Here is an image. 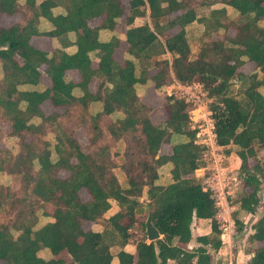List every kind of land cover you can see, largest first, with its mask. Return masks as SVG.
<instances>
[{
	"label": "trees",
	"instance_id": "trees-1",
	"mask_svg": "<svg viewBox=\"0 0 264 264\" xmlns=\"http://www.w3.org/2000/svg\"><path fill=\"white\" fill-rule=\"evenodd\" d=\"M218 2L224 6L198 17L190 0H129L127 9L121 0H0V13L19 12L24 17L23 22L0 27V118L9 124L8 134L19 139L16 153L0 149V173L19 178V189L5 192L15 213L12 220L0 221V264H111L114 245L121 247L116 253L118 264H212V253L222 245L221 230L212 191L192 177L205 147L196 142V130L190 126V103L166 95V117L154 123L149 106L136 92L137 84L148 81L147 88L168 84L170 73L180 83L197 79L213 99L210 112L215 143L234 145L240 160L244 190L239 207L249 213L258 206L264 209V195H260L264 164L257 159V146L264 145V25L260 26L264 0ZM56 6H62L64 13L54 14ZM227 7L235 18L228 16ZM101 15L100 26L88 25L89 19ZM40 17L51 23L50 30H39ZM121 17L125 18L128 44L123 63L113 56L119 45L114 30ZM136 18L147 21L134 25ZM193 21L202 23L207 35L209 30H223L217 39L205 42L194 58L186 32ZM176 27L175 32L167 33ZM230 28L233 35L228 33ZM102 29L112 32L109 38L100 39ZM69 32L75 35L73 41L68 40ZM34 35L56 38L62 48L51 53L38 49L30 43ZM70 45L75 46L73 52L63 50ZM166 53L171 62L162 58ZM94 57L96 67H92ZM247 62L258 70L241 72L239 68ZM68 69L78 71L77 82L67 77ZM42 74L51 85L41 89L37 85ZM93 77L99 78L94 93L88 89ZM235 80L243 88L240 98L231 87ZM23 85L27 88H21ZM45 100L65 109L45 114L40 107ZM92 103L101 104V110L91 112ZM74 109L78 110L79 127L90 116L87 130L92 145L106 136L102 117L120 113L107 131L115 141L127 140L119 164L126 175L125 187L113 172L118 164L112 160L109 146L100 144L84 152L73 132L56 130L59 119L71 117ZM48 131L55 133L53 145L45 137ZM173 134L187 140L171 143ZM166 143L171 150L162 153ZM250 160H254L252 165ZM165 164H170L171 181L158 184L159 168ZM60 170L69 175L60 177ZM81 189L89 199L82 200ZM144 195L145 205L140 201ZM111 201L119 209L104 218ZM1 204L0 198V208ZM47 205H51L53 221L40 225L39 217L48 214ZM143 206L145 212H151L160 238L147 241L145 222L136 221ZM194 219H209L211 231L195 236L198 244L186 249L180 244L192 241ZM88 221L102 223L103 230L84 229ZM137 223L143 235L134 241V256L122 248L131 240V229ZM253 229L250 239L264 242V212ZM62 251L68 262L57 257ZM252 252L248 264H264V245Z\"/></svg>",
	"mask_w": 264,
	"mask_h": 264
},
{
	"label": "rangeland",
	"instance_id": "rangeland-1",
	"mask_svg": "<svg viewBox=\"0 0 264 264\" xmlns=\"http://www.w3.org/2000/svg\"><path fill=\"white\" fill-rule=\"evenodd\" d=\"M190 3L195 8L198 17L209 16L211 9L224 6L222 3L218 2V0H190ZM227 13L230 18H235L234 11H230ZM145 21H147V18L139 19V23ZM123 23V21H120L117 26V36H119V33H122V31L124 30ZM177 29V27L173 28L167 33L171 34ZM205 30L206 27L199 21H193L186 26L187 38L190 44L192 58L197 55L198 51L200 50L202 45L205 44V42L215 40L223 34V30L221 29L217 32L209 30L207 31L210 32L209 35L205 34ZM228 33L233 34L234 30L230 28L228 30ZM161 39L163 40V38ZM123 49V46L117 49V56L119 58L123 57ZM124 55L126 56V53H124ZM162 58H166L171 62V55L169 53L162 55ZM139 68L140 67L138 64V68L136 70L137 74H139ZM244 70L246 72H251L253 70L256 71V67L250 65L249 68H246ZM170 74L172 78L168 84H165L158 89H155L153 87L147 88L146 86H149L150 83V81H148L145 85L137 84L136 92L140 96L141 100L147 106H149V117L154 123H159L166 117V112L164 109L166 95L173 94L176 97L184 98L190 103V126L197 132L196 142L202 144L205 147L202 154L200 167L193 172L192 177L199 181L205 187H209L211 185L213 188L218 187V189L223 192L222 197L218 199L222 202V207L219 206L216 218L219 226L222 227V229L220 228L221 234L223 233L221 238L225 241V243L221 245V248L223 249L224 254H226V257L228 258L227 260L233 259V256L236 255L238 250H243L248 258L250 256L249 253L253 251L256 246L264 245V242H254L250 239V235L254 232L253 226L257 222L258 218L263 214L264 209L258 206L254 213H249L245 210H241L239 207V199L242 196L244 190L241 179L239 177L240 160L235 154L236 147L234 145L225 147L222 146L219 148L216 147V145L213 144V140H211L213 120L211 118L210 103L213 99L208 97L206 91L197 81V79H193L192 81L187 83H180L174 79L172 73ZM231 87L233 90V94L240 98L242 96L241 93L243 90L240 82L238 80L233 81ZM77 111L78 110L74 109V115L68 118L59 119V127L57 126L58 128L56 127V130H58L59 132L63 130L66 133L73 132L77 134L80 146L83 147L85 152L95 150L100 144L107 145L109 146L112 160L117 162V164H119L118 162H123V152L126 148L127 140L125 137H123L115 141L110 137L107 131V127L113 121H109L107 118H102V120H100L102 129L105 131L106 136L101 139V141L96 145H92L89 143V132L87 130V127L90 126V116L88 118H85V124L81 126L83 128L77 131L80 122V119L77 116ZM118 116H120V113L114 114L112 120H116ZM91 131L90 133L93 134V131ZM54 134L55 133L48 131L45 135L46 138L50 139L51 145L55 143ZM18 140L19 139L17 137L10 136L8 134V123L6 120L0 118V149L7 150L11 154H14L18 149ZM171 141V143L180 142V140L174 138H172ZM170 145L171 144L169 143L163 144L161 147V152L166 153V151L170 149ZM226 150H230V153H226ZM257 150V159L262 164H264V145L257 146ZM253 163L254 160H250V164L252 165ZM160 170L161 177L164 176V173H168L169 171L166 167H162ZM63 174H65V172H63ZM194 174H197V177H195ZM168 179L169 177L160 178V181L166 182L168 181ZM6 189H13V191L19 189V178L14 176L10 177L4 173H0V198L2 203L0 208V221L2 222H8L12 220L15 213V210L10 207L11 197L5 194ZM260 195L261 197L262 195H264V180L261 186ZM224 203H228V205L233 206V208L231 207L230 209L226 210L225 207L223 208ZM47 209L51 210V205H47ZM140 212L142 219L139 223L146 220L145 211L142 210ZM229 222L232 224L231 228L223 230L224 224L226 225ZM209 223L210 221L207 220H202L200 222L193 221V239L189 243L190 248L198 244L195 241V236H197L198 234H205V232L210 229ZM142 235L143 234L139 231V224L137 223L131 229V241H136ZM227 240H229V244L231 240V246L228 245ZM249 260L250 257L248 261Z\"/></svg>",
	"mask_w": 264,
	"mask_h": 264
},
{
	"label": "crops",
	"instance_id": "crops-1",
	"mask_svg": "<svg viewBox=\"0 0 264 264\" xmlns=\"http://www.w3.org/2000/svg\"><path fill=\"white\" fill-rule=\"evenodd\" d=\"M39 1H41V0H37V2H39ZM121 1H122L123 5L125 6V8L127 9L128 6H129V0H121ZM227 9H228V7H227ZM64 11L65 10H64V8L62 6H56V7H54L52 9V12L54 14L64 13ZM230 11L232 12L233 10L231 8H229L227 10V12H230ZM102 18H103V15L98 16V17H94L92 19H89L88 20V25L91 26V27H93V26H100ZM139 19L140 18H136L134 20V25L139 24ZM23 21H24V17L19 12L13 13L11 15H8V14H5V13H0V27H8V26H10V25H12L14 23L23 22ZM120 21H123L124 22L123 23L124 30L122 31V33L121 32L119 33V36H118V38H119V45L115 48L113 56H114V58L119 63H123L124 58H125L124 57L125 56L124 53H125V50H126V48L128 46V44H127V42L125 40V30H126L127 27H126V24H125V18L124 17H121L120 18ZM119 22L115 26V30L114 31L117 30V26H118ZM263 22H264V19H262V23H260V26H263L264 25ZM38 28H39L40 31H47V30H50L52 28V25H51V23L48 20H46L43 17H40L39 24H38ZM111 34H112V32H110L109 30L102 29V30L99 31V37H100V39H107V38H109V36ZM233 34H231V35H233ZM74 37H75V35H74L73 32H69L68 33V40L69 41H73L74 40ZM30 43L34 47H36L38 49H41V50H44V51H47L49 53H51V51H53L56 48H59V49L62 48V45L60 44V42H59L58 39L51 38V37L44 36V35H34V36H32L30 38ZM121 46L124 47V49H123V52L124 53H123V57L120 56L121 58H119L117 56V49L119 47H121ZM63 50L71 53V52H73L75 50V46L74 45H70V46H67V47L63 48ZM94 59L95 60L92 63V67H96V65H97L98 59L96 57H94ZM250 65L255 66V64L253 62H247L244 65H242L241 66L242 68L240 67L239 70L241 72L245 73V74L251 73L252 71L251 72H246L244 70L246 68H249ZM257 70L258 69H256V71ZM66 75H67V77L69 79H71V80H73L75 82H77L79 80V78H80L79 73H78V71L76 69H68V70H66ZM1 77H2V70H1V65H0V78ZM98 83H99V78L93 77L90 80L89 84H88L89 91L92 92V93H94L97 90ZM50 85H51V82H50V79L48 78V76L45 75V74H42L40 76V78H39V83H38L37 86H39L42 89V88L47 87V86H50ZM21 88H27V86L26 85H23V86H21ZM40 107H41L42 111L45 114H49V113H51L53 111L62 112L65 109L64 107H54L49 100H45L44 102H42L41 105H40ZM90 107H91V110L94 111V112L101 110V104H99V103H92ZM112 117H113V114H109V115H104L102 118L103 119L104 118H107L109 121L110 120L113 121L112 120ZM8 128H9V124H8ZM81 128H83V127H81V126L78 127L77 128V131H79ZM74 135H75V138L78 140L77 134L74 133ZM172 138L177 139V140H180V142H184V141L187 140V137H185L184 135H179V134H173ZM82 150L85 152V150L83 149V147H82ZM170 150H171V147H170V149L168 151H166V153H169ZM117 161H119V160H117ZM118 163L120 164V162H118ZM119 164H118V166H116L113 169V172L116 175V177H117L118 182L120 183V185L122 187H125L126 186V175L121 170ZM162 167L163 168L166 167L169 170L170 169V164H165V165L161 166V168ZM160 169H159V176H158V179H157L156 182L158 184H167V183H169L171 181L169 171H168V173H164V176L161 177V170ZM63 172H65V174H63ZM58 175L60 177H66V176L69 175V172L67 170H60L58 172ZM165 177L166 178L169 177L168 181L161 182L160 181V178H165ZM79 194H80L82 200H87V199L90 198L89 194L86 192L85 189H81L79 191ZM140 201L143 203V205H145V203L147 201L146 196L144 195L143 197H141L140 198ZM143 208H144V211H145V206H143ZM118 209H119V207H118L117 203L115 201H111V207H110V209H108L104 213V218H108L110 215H112L113 213H115L116 211H118ZM47 212H48V214L46 216H41L39 218V224L40 225L45 224L46 222H49V221H53V218L51 217L52 210L47 209ZM145 213H146V217H147V212H145ZM135 219H136V221L140 222V220L142 219L141 218V213L140 214H137L135 216ZM202 220L210 221L209 219H196V220L194 219V221H197V222H200ZM126 221H127L126 219H123V223H126ZM83 227H84V229H92L94 231H99V232L103 230V225L100 222H96L95 223V222L88 221V222H85L83 224ZM210 231H211V229H209L207 232H205V234L209 233ZM198 235H202V234H198ZM160 237H161V235H160ZM147 241H149V240L147 239ZM221 241H223L222 244L225 243L224 240H221ZM228 241L229 240H227V242ZM189 243H184V244H180V245L183 248L191 249L190 246H189ZM228 245L231 246V240H230V244L228 242ZM119 249H121V247L119 245H114V246L111 247V252L113 254V258H112L111 264H118V258L116 256V253H117V251ZM122 249H124L125 251H127V252L133 254L134 256H136V248H135V243H134L133 240L132 241L130 240L129 242H127ZM249 254H250L249 257H251V255H253V252L251 251ZM39 255L43 256L44 255V252H40ZM57 257L63 258L66 262L69 261V257L67 255V253L64 252V251L60 252L57 255ZM249 257L247 258L246 254H245V252L243 250L242 251L241 250H238L237 253H236V255L233 256V259L227 260L228 258L226 257V254H224L223 249L220 247L216 252H213L212 253V264H215L217 261H221L223 264H248L249 263V261H248Z\"/></svg>",
	"mask_w": 264,
	"mask_h": 264
},
{
	"label": "built area",
	"instance_id": "built-area-1",
	"mask_svg": "<svg viewBox=\"0 0 264 264\" xmlns=\"http://www.w3.org/2000/svg\"><path fill=\"white\" fill-rule=\"evenodd\" d=\"M197 133V132H196ZM211 135H212V137H211V140H213V144L214 145H216V147H219L216 143H215V136H214V133H213V131L211 132ZM220 147H222V146H220ZM219 147V148H220ZM199 168V167H198ZM196 170V169H195ZM195 175V177H197L196 175L197 174H194ZM203 186V189H209V190H211L212 191V197L215 199V204H216V206H217V209H219V206H221L222 207V202L221 201H219L218 199L220 198V197H222V194H223V192L222 191H220V189H218V187L217 188H213L211 185L209 186V187H205L204 185H202ZM228 193H230V192H228ZM224 198V197H223ZM225 200V199H224ZM225 207V209L226 210H228V209H230L231 207L233 208V206H230V205H228V203H224V205H223V208ZM217 212H218V210H217ZM216 215H217V213H216ZM218 215H219V213H218ZM215 218H216V216H215ZM216 220H217V218H216ZM218 222V221H217ZM219 224V223H218ZM231 223L229 222L228 224H224V226H223V230H227L228 228L230 229L231 228ZM222 229V227L221 226H219V229ZM223 235V233L222 234H220V238H221V236ZM221 240H222V238H221Z\"/></svg>",
	"mask_w": 264,
	"mask_h": 264
},
{
	"label": "water",
	"instance_id": "water-1",
	"mask_svg": "<svg viewBox=\"0 0 264 264\" xmlns=\"http://www.w3.org/2000/svg\"><path fill=\"white\" fill-rule=\"evenodd\" d=\"M145 230H146V236L149 241L155 240L157 238H160V233L156 226L152 222V215L151 212H147V217L145 220Z\"/></svg>",
	"mask_w": 264,
	"mask_h": 264
}]
</instances>
